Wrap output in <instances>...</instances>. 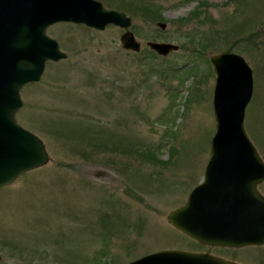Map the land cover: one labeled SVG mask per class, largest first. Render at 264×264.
<instances>
[{
	"label": "rangeland",
	"instance_id": "374dc122",
	"mask_svg": "<svg viewBox=\"0 0 264 264\" xmlns=\"http://www.w3.org/2000/svg\"><path fill=\"white\" fill-rule=\"evenodd\" d=\"M158 3L165 29L117 9L131 17L142 46L137 54L122 48V29L112 25L101 31L76 23L47 28L68 57L47 62L39 81L21 87L15 118L44 141L50 160L0 187V264H122L170 248L264 264V245L201 247L166 219L202 180L209 158L215 130L210 55L229 50L251 66L253 95L244 125L264 160V0ZM196 8L199 18L179 27ZM206 15L216 24L201 23ZM224 28L230 35L212 38L203 56L187 47L189 31L197 36L199 30ZM148 40L179 48L150 57L144 50ZM75 121L154 150L158 159L117 149L83 156L86 151L73 146L75 135L54 132ZM258 189L264 194V182Z\"/></svg>",
	"mask_w": 264,
	"mask_h": 264
},
{
	"label": "water",
	"instance_id": "95a60500",
	"mask_svg": "<svg viewBox=\"0 0 264 264\" xmlns=\"http://www.w3.org/2000/svg\"><path fill=\"white\" fill-rule=\"evenodd\" d=\"M82 24L96 31L108 25L122 29V48L139 52L141 42L131 30L132 20L100 0H0V187L50 160L44 141L15 119L22 106L21 87L37 82L46 62L68 54L46 34L54 23ZM159 29L166 23L158 22ZM165 56L179 45L146 42ZM216 74L212 93L215 131L202 180L183 205L166 215L168 223L197 241L215 247L264 245V160L244 126L253 93V71L245 58L224 50L210 55ZM1 261V255H0ZM123 264H243L208 252L161 249Z\"/></svg>",
	"mask_w": 264,
	"mask_h": 264
},
{
	"label": "trees",
	"instance_id": "16d2710c",
	"mask_svg": "<svg viewBox=\"0 0 264 264\" xmlns=\"http://www.w3.org/2000/svg\"><path fill=\"white\" fill-rule=\"evenodd\" d=\"M106 4H108L111 7H114L117 9H122L129 11L130 13H134L136 16H141V19H146L150 21H163L164 18L161 16L162 8H160V4L158 3V0H103ZM201 4H204L203 2ZM201 8L199 9H193L189 16L186 18H183L178 21L179 27L182 25H187L190 23L192 18H199V15H201ZM201 23L205 24L206 21L209 22L212 26L216 23L212 21V18L210 16H205L204 20H199ZM135 32H137V29ZM197 29H193L191 31H195ZM243 31V27L241 29V32ZM199 35H195V33H191L190 31L186 33L187 38H189V46L190 51L193 53H196L197 55H202L207 50L206 48L211 44L212 38L217 39H224L227 37V35H230V31L226 28H224L221 32L215 31L213 33L208 31H201L199 30ZM167 33V32H165ZM243 33V32H242ZM162 39L168 38L163 34V36H159ZM183 46V45H182ZM150 57L157 56L156 53L153 50H150L147 46L144 49ZM133 54H137L134 53ZM94 125V126H92ZM95 126H99L96 124H86L84 126L81 122L75 121L70 126L67 125L63 127L64 129L61 131H54L58 134H64L66 137H72L76 136L75 138L79 140L73 141V146H75V150L78 152H85L83 156L89 155V156H98L100 157L101 152H109L112 149H117L121 151L123 154H136V156H140L141 158L150 161L149 159H153V161H156L158 157L155 155V151L151 149H138L133 142L126 138H122L118 134L112 132V131H105L102 130V128H97ZM95 127V129H93ZM122 140L126 141L123 142ZM129 141V142H127ZM122 142L124 144H128L126 147L122 145Z\"/></svg>",
	"mask_w": 264,
	"mask_h": 264
},
{
	"label": "bare ground",
	"instance_id": "6f19581e",
	"mask_svg": "<svg viewBox=\"0 0 264 264\" xmlns=\"http://www.w3.org/2000/svg\"><path fill=\"white\" fill-rule=\"evenodd\" d=\"M61 23H64V22H61ZM56 24V23H55ZM60 47V46H59Z\"/></svg>",
	"mask_w": 264,
	"mask_h": 264
}]
</instances>
